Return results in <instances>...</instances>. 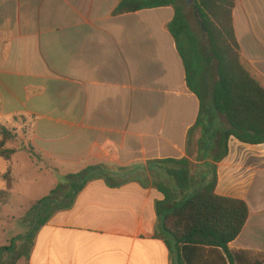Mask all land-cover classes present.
<instances>
[{
	"label": "crops",
	"instance_id": "1",
	"mask_svg": "<svg viewBox=\"0 0 264 264\" xmlns=\"http://www.w3.org/2000/svg\"><path fill=\"white\" fill-rule=\"evenodd\" d=\"M121 1L0 0V125L16 130L30 118L36 154L7 143L16 154L0 159V190L11 169L13 195L22 151L29 170L64 177L96 167L98 176L33 238L16 237L0 264H175L174 241L158 238L156 203L167 212L200 189L208 177L195 178L192 163L216 167V194L247 203L246 226L228 248L240 264L262 263L264 151L193 160L201 102L168 30L175 11L115 16ZM233 19L242 56L264 79V0H236ZM186 255L229 264L209 248Z\"/></svg>",
	"mask_w": 264,
	"mask_h": 264
},
{
	"label": "trees",
	"instance_id": "2",
	"mask_svg": "<svg viewBox=\"0 0 264 264\" xmlns=\"http://www.w3.org/2000/svg\"><path fill=\"white\" fill-rule=\"evenodd\" d=\"M235 5L236 0H194L192 9L199 32L193 30L182 0H122L114 12L115 16H120L162 7L174 9V19L168 30L182 58L187 85L201 102L199 119L189 133L191 140L194 132L202 129V138L198 142V159L201 160L212 153H215L216 162L225 159L231 137L246 145H264V85L242 56L234 29ZM207 111L223 117L227 128L217 129L214 116L210 117L206 128L204 115ZM13 131L0 125V159L8 162L16 154V150L7 147L8 142L17 138ZM29 154L36 157L33 148ZM169 162L189 164L187 159ZM96 170V167H90L67 175L63 180L65 183H60L48 196L37 201L22 219L28 229L26 237L33 238L56 213L71 209L88 183L98 177ZM2 179L6 186L0 190V202L12 193V170L2 175ZM202 181L196 193L170 211H165L167 202L156 203L161 224L158 238L174 241L175 264H195L186 255L190 248L223 251L229 264H240L228 247L246 226L248 205L243 200L216 194V167L212 177ZM14 243L15 240L9 247L1 248L0 254L12 252ZM260 258L263 260L260 264H264V256Z\"/></svg>",
	"mask_w": 264,
	"mask_h": 264
},
{
	"label": "rangeland",
	"instance_id": "3",
	"mask_svg": "<svg viewBox=\"0 0 264 264\" xmlns=\"http://www.w3.org/2000/svg\"><path fill=\"white\" fill-rule=\"evenodd\" d=\"M182 3L192 24L193 30L195 32H199L192 9L193 4L191 6H186L183 0ZM260 80L264 85V79L260 78ZM211 116H214L211 111H207V113L204 115V125L206 128H208L209 126L208 120ZM215 119L217 122V129L225 130L227 128L226 121L223 117L215 115ZM16 130L18 131V133L16 132ZM16 130H14L13 133L16 134L17 138L14 139V141L8 142L9 147L11 146L19 150L25 149L29 153L30 148H32L30 142L33 131L31 119L29 118L25 120L23 126H21V128H16ZM198 138H202L201 128L197 129L192 137V145L190 147V151L193 155L194 161L198 160ZM233 144H236V146L239 147L237 148V151L240 152L257 154L264 151V145L249 146L246 144H242L235 139H231L228 141L229 153ZM22 152V154L19 155L15 161L17 169V183L15 186V191L13 192V195L11 193L10 197L5 201L0 202V249L3 247H9L11 242L16 237L28 232L27 227L22 221L27 212L35 205L37 201L48 196L50 192L55 189L60 183H65L63 180L66 176L63 177L62 175L55 173L50 174L46 171L44 165L40 166V170H38L37 168L29 170V159L31 158V156H29L27 153V155H25V151ZM3 162L4 161H2V163ZM191 166L193 173L196 174L195 178L204 175H206L208 179L212 177V171L207 167L203 165L198 166L196 163H192ZM14 253V250L12 252L3 251L0 254V258L6 261L11 260Z\"/></svg>",
	"mask_w": 264,
	"mask_h": 264
},
{
	"label": "water",
	"instance_id": "4",
	"mask_svg": "<svg viewBox=\"0 0 264 264\" xmlns=\"http://www.w3.org/2000/svg\"><path fill=\"white\" fill-rule=\"evenodd\" d=\"M186 6H191L194 3V0H183Z\"/></svg>",
	"mask_w": 264,
	"mask_h": 264
},
{
	"label": "built area",
	"instance_id": "5",
	"mask_svg": "<svg viewBox=\"0 0 264 264\" xmlns=\"http://www.w3.org/2000/svg\"><path fill=\"white\" fill-rule=\"evenodd\" d=\"M231 139H235V138H234V137H231ZM231 139H230V140H231ZM235 140H237V139H235ZM237 141H238V140H237ZM237 148H239V147L237 146V147L233 150L232 147H231V151H232V152H233V151H236Z\"/></svg>",
	"mask_w": 264,
	"mask_h": 264
}]
</instances>
